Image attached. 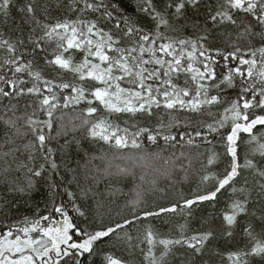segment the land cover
<instances>
[{
	"label": "snow or ice",
	"instance_id": "6c2138e0",
	"mask_svg": "<svg viewBox=\"0 0 264 264\" xmlns=\"http://www.w3.org/2000/svg\"><path fill=\"white\" fill-rule=\"evenodd\" d=\"M0 126V264H264V0H0Z\"/></svg>",
	"mask_w": 264,
	"mask_h": 264
},
{
	"label": "trees",
	"instance_id": "16d2710c",
	"mask_svg": "<svg viewBox=\"0 0 264 264\" xmlns=\"http://www.w3.org/2000/svg\"><path fill=\"white\" fill-rule=\"evenodd\" d=\"M13 15H16L15 12H13ZM230 95L233 97L235 96V90H232L230 92ZM6 133L3 129L2 126H0V145H4V141L6 138ZM53 146L59 148V145L55 144L53 142ZM148 150L149 151H155L158 149L153 148V146L148 145ZM6 150V149H0V151ZM127 151H134V150H125ZM92 154H99L98 151L93 149L90 151V155ZM165 155H168L167 152L164 153ZM177 155H179V151L177 150ZM87 158L83 156L82 153H78L75 150V147L69 152H67L64 155V160H66L71 167L75 168L77 167V164L83 165L85 163V160ZM57 161L58 163L60 162V153H57ZM93 163H99L98 161H95ZM117 163H120L121 166L128 165L129 167H132L134 170V176H129L127 178H113L112 179V186L117 187L121 189V191L118 193V195L114 198L115 203L113 204V208L117 207H123L128 201L133 199L135 197L136 190L139 186H142L144 188L150 187V181H152L154 178L158 180V187L160 188H165L166 186L169 185V181L162 178V177H155L154 174L152 173L151 169H144L139 166H134L130 162L126 161H117ZM2 168H3V162L0 161V197H5L8 196L10 199H15L17 202V206L14 207L11 211L10 214L7 216L0 215V228H3L5 231L7 230L4 228L5 225L12 224L15 225L20 219H22L24 216H31L32 213V208L35 207L36 205H39L41 208H43L45 202L48 200V187L47 184L44 182H40L38 184V188L36 191H34L31 194V197L28 196H23V197H13L11 196L8 191H7V185L4 183L3 175H2ZM15 168V165H13V169ZM81 172V182H84V175H83V168H80ZM94 172V169H93ZM22 173H17L16 171H12L11 174L8 176L9 180L15 179L17 176H22ZM141 176L144 177L143 180H141ZM68 179H71V176H68ZM174 179H179V177H174ZM109 181L103 180L101 181L99 185V192L105 194V198L107 199V191H108V186ZM177 188H182L185 191L188 189V185H181L177 184ZM99 198V197H97ZM66 199V198H65ZM27 201V203H25ZM208 211H211V208H206V209H198L196 212V215L199 217L200 215H205L207 214ZM97 264H99V258H97Z\"/></svg>",
	"mask_w": 264,
	"mask_h": 264
}]
</instances>
